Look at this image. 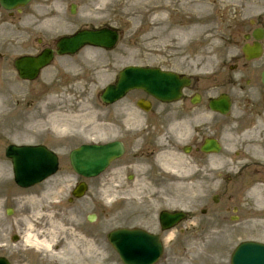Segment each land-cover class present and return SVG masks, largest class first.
Masks as SVG:
<instances>
[{"label": "rangeland", "instance_id": "374dc122", "mask_svg": "<svg viewBox=\"0 0 264 264\" xmlns=\"http://www.w3.org/2000/svg\"><path fill=\"white\" fill-rule=\"evenodd\" d=\"M122 1L124 0H109L98 12H92L91 0H58V8L66 20L63 27H53L42 23L37 15L44 6L41 0H32L25 7L24 12L14 15L12 19H7L9 17L6 13L0 11V50L4 52L0 74V255L6 256L13 264H121L106 240V232L120 226L122 222V215L120 216V211L116 209L121 202L119 195L122 193L123 186L110 184L106 180V175H109L110 179L119 183L115 176V169L108 170L102 177L91 181L94 187L92 192L96 194L93 202L83 199L71 205L66 202V194L72 180L69 179L66 183L60 180L63 176H67L64 172L70 173L68 164H62L57 175L28 190H21L12 182L9 161L5 158L3 150L8 142H44L45 138L42 140V135L26 131L28 122L33 120L30 115L36 117L42 110L39 108V101L43 103L48 98L67 99L70 96L71 102L88 100L89 105L93 103V106L99 107L97 113H100L95 120L96 124H100L101 127L87 126L88 123L83 120V127H73L67 132L68 137H59L58 134L52 133L54 140L66 141L69 143L67 145L69 148L80 142L91 141L93 138L96 141L121 139L120 103L102 108L98 98L99 90L115 79L121 67L128 64L149 63L187 73V51L191 52L189 54L192 59H195L193 52L203 55L209 49H217L219 44L217 37L221 27L224 28L221 31L223 34L233 19L248 17L255 8L257 10L262 8L260 7L261 0H219L220 6L215 7L214 10L210 9V12L214 14L207 16L201 9L176 13L177 7L172 4L175 0H167L171 6L162 15L164 22L181 26L190 20L203 25V29L200 27L190 37H187L189 39L187 43H179L176 39V49L173 50L167 48L169 31L158 34L156 32L161 26L153 25L151 20L144 21L135 16L123 15ZM208 1L218 2V0ZM50 4H53V1H50ZM71 4L76 5L74 14L69 12ZM135 6L138 8L141 3ZM144 8L145 6L141 10ZM197 15L202 16L199 19ZM103 24L118 27L121 31V37L111 51L84 48L72 59L57 58L48 68L52 70L50 76L42 75L37 82H32L28 87L17 85L16 79L12 78V58L22 51L35 49L34 43L37 38L50 43L57 36L72 32L79 26ZM27 100L33 101L30 109L36 107L38 110L23 111L22 109L25 110L27 107L25 102ZM7 105L17 106L16 109L21 113H13ZM10 116L13 117L9 118ZM226 154H230V151L226 150ZM60 156L64 159L66 154L60 153ZM202 158L200 160L205 162L206 159ZM207 158L208 163L201 164L200 161L196 163L193 157H187V168L191 171L187 177L189 196L181 201L187 200V210L192 215H199V209L203 206L214 210L217 205L210 204L209 195L220 192L222 190L220 188L231 183L227 182L226 177L235 176L234 169L216 168L215 164L219 157ZM219 174H223L221 178ZM105 180L106 183H104ZM244 180H249L248 174L245 175ZM187 191L185 187L178 188L176 194L180 193L185 197ZM92 192L90 190L89 194ZM232 192L236 194L235 191L232 190ZM37 194H43V199H34L33 195L36 198L39 197ZM26 198H29V201L34 199L33 206L29 205V201L26 202ZM244 198L243 194L237 193L234 199L242 206L241 219L234 225L236 230L237 227L244 226V230L240 231L241 237H237L236 231L233 230V234L225 241L220 240L221 245L217 247L222 252L220 255L222 258L210 264H228L230 251L242 239L256 237L264 239V227L261 224L255 223V226L250 228L252 225L249 221L251 197L244 195ZM7 207L13 208L11 216L5 215L4 210ZM58 210L68 211V217L62 216L57 212ZM91 211L97 213L98 219L89 224L84 222V216ZM60 218H63L61 228L65 231L59 233ZM52 224L57 226L53 227ZM43 228L54 229L60 237L63 236V232H67V240L73 238L78 248L68 249L64 246L67 240L49 249L31 246L23 239L14 244L10 241V235L13 233H18L22 237L27 232L36 234ZM230 229H233V226H230ZM88 230L93 233L90 238L86 233ZM49 237L46 234L38 239L47 240Z\"/></svg>", "mask_w": 264, "mask_h": 264}, {"label": "flooded vegetation", "instance_id": "af4514ba", "mask_svg": "<svg viewBox=\"0 0 264 264\" xmlns=\"http://www.w3.org/2000/svg\"><path fill=\"white\" fill-rule=\"evenodd\" d=\"M240 36L242 39L247 38L249 43L259 44L260 54L246 59L240 49L244 42L240 40ZM224 46V51L214 52L217 59L213 64L204 62L210 67L207 80L212 81L201 83L196 78L194 86L187 88V97L183 98L179 105L161 103L141 92L129 95L123 112L135 114L138 133L135 145H128L124 167L143 168L147 171L145 176L151 174L152 177L146 179L149 186L154 185L159 190L165 181L170 184L171 180L165 176H154V172L159 175L158 169L155 171L154 167L157 168L158 163L165 165L162 158L167 160L170 157L168 153L175 152L169 137L176 123L183 118L186 169L187 135L193 138L213 136L219 139L224 136L233 137L235 134L233 143L236 149L249 150L247 165L257 177L252 180L251 190L257 193L264 191V9L255 11L248 20L238 19L231 22L227 28V42ZM194 87L196 88L193 89ZM223 92L228 93L232 101H235L236 111L231 115L213 113L209 119L200 118L207 115L210 99ZM138 98L143 99L146 110L135 105ZM194 98H198L196 104L192 103ZM156 227L159 228L157 221ZM175 230L186 242L187 222L178 225Z\"/></svg>", "mask_w": 264, "mask_h": 264}, {"label": "bare ground", "instance_id": "6f19581e", "mask_svg": "<svg viewBox=\"0 0 264 264\" xmlns=\"http://www.w3.org/2000/svg\"><path fill=\"white\" fill-rule=\"evenodd\" d=\"M50 1H53V4H50ZM109 0H91L92 2V12L93 11H99L100 8L104 5ZM173 1V0H172ZM41 2L44 4L43 8L38 12V17L42 19L43 23L47 25H51L53 27H63V25L66 23L65 18L61 14V11L58 8V0H41ZM141 3L140 7H136L135 4ZM177 7L175 10L176 13L178 11L186 13L188 11L192 12L195 9H201L204 11V13L207 16L212 15V11L210 12V9L212 8L214 10L215 7L220 6L219 0L216 3H210L208 0H175L172 3ZM145 6L143 10L142 7ZM171 4L167 2V0H124L122 1L121 5V11L122 14L125 16H135L137 19H142V20H148L152 21L153 25H160L161 28L158 29L156 33L158 34H164L166 31H169V34H167V48L168 49H176V39L180 42H186L189 40L187 37H190L193 32H195L196 29L202 28L203 25H198L199 23L196 22H191L190 20L181 26L173 25L172 23L169 22H164L162 20V15L163 13L169 9ZM202 15H197V17L200 19ZM197 24V25H196ZM159 27V26H158ZM183 39V41H181ZM57 105H61L62 108H58L59 110L53 115L54 117L56 116L58 118L57 121L52 120V125L55 129L59 130L60 132L65 131L67 129H70L72 127L71 119L70 118V108L72 104H68L64 102L63 99L56 100ZM79 102H75L76 106H79ZM92 114V111L90 110L88 103L83 102L80 107L76 109V114L72 115L73 118H79V119H88ZM81 120L76 121V126H81ZM44 124L43 121L38 122V126H42ZM193 173V171H192ZM190 174V172L187 171V176ZM43 195V194H42ZM187 196H189L188 191H187ZM34 199H42L43 196L40 198H35ZM34 199H31L29 201V198H26V202H30L29 205L33 206ZM53 227L57 226L52 224ZM60 229L59 233L61 231H64L61 228V224L58 223ZM49 228V227H48ZM48 228H43L40 229L36 234L30 235L29 233H26L24 236L25 242L28 244H31L35 247H42L44 246L45 248H49L51 243L55 245L61 244V241H66V233L63 232V236H59L58 232L54 231V229L49 230ZM48 234L50 237L48 240L41 238L40 240L38 237L40 236H45ZM48 241V242H47ZM51 242V243H50ZM68 249L75 250L78 248L76 245V242L72 238L71 240H67L66 244L64 245ZM80 253L82 251L80 250Z\"/></svg>", "mask_w": 264, "mask_h": 264}, {"label": "water", "instance_id": "95a60500", "mask_svg": "<svg viewBox=\"0 0 264 264\" xmlns=\"http://www.w3.org/2000/svg\"><path fill=\"white\" fill-rule=\"evenodd\" d=\"M2 2L5 6H15L18 3L25 2L27 0H3ZM116 39V34L113 31H95V32H81L76 34V36L67 38V39H61L58 42L59 49L58 52H74L78 46L83 45L85 43L93 44V45H101L104 47H111ZM48 59L40 60V65L47 62ZM126 85H120L118 88H107L106 90H111L109 95H107V91L104 93L103 98H105L106 101L114 100L120 97L122 94L120 91L121 88H125ZM118 91V92H117ZM116 144H108L105 146L100 147H91L89 148L85 153H80L81 150H76L71 154V162L73 166L76 169H79L80 172L88 173V172H98L101 170L105 164L107 163L109 157L111 155L116 154V152H112L110 150L111 146H115ZM86 149V148H85ZM21 150H24V148H21ZM27 162L30 160L28 157L22 158L20 160V170L18 172L19 182L26 186L33 181L28 183V180L33 179L38 173L39 168L41 166L40 162L34 163L32 165H27L24 162ZM30 170L34 171L33 174L30 176ZM28 172V173H27ZM111 240V239H110ZM127 241H132L134 238L131 237L130 234H123L118 235L115 239V244L120 251L122 245ZM112 241V240H111ZM114 244V245H115ZM135 247H137L138 250L144 249L143 246H141L138 241H134ZM131 248V246H129ZM155 251V249H154ZM261 248L256 247H243L240 251H238L235 255V264H263L264 259H262V252ZM122 258L127 264H144L150 262L154 256L151 258H148L144 262H140L137 258H131L130 256H126L124 253H122Z\"/></svg>", "mask_w": 264, "mask_h": 264}]
</instances>
